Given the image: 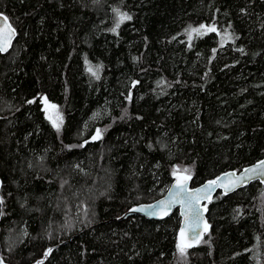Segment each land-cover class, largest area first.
Masks as SVG:
<instances>
[{
	"label": "trees",
	"instance_id": "trees-1",
	"mask_svg": "<svg viewBox=\"0 0 264 264\" xmlns=\"http://www.w3.org/2000/svg\"><path fill=\"white\" fill-rule=\"evenodd\" d=\"M0 12L16 30L0 54L5 264H264L257 181L217 192L184 254L177 210L121 218L175 171L194 186L264 156V0H0ZM202 24L216 31H191ZM40 96L60 107L59 130Z\"/></svg>",
	"mask_w": 264,
	"mask_h": 264
},
{
	"label": "water",
	"instance_id": "water-1",
	"mask_svg": "<svg viewBox=\"0 0 264 264\" xmlns=\"http://www.w3.org/2000/svg\"><path fill=\"white\" fill-rule=\"evenodd\" d=\"M0 14H3V16H6L3 12H0ZM4 20L3 17L0 16V27H3L4 25ZM9 22V20L7 21ZM12 26V25H11ZM13 29H15L12 26ZM16 36V30L14 34L12 35L11 38V43L9 47L7 48L6 51L0 52L1 54H5L11 47L13 40L15 39ZM260 161H264V156L248 165L243 166L241 169L235 170V169H229L226 171H223L216 176L212 178L205 179L203 182H201L198 185H191V178L187 181V191H180L176 187L177 183V175L183 177L185 175H188L191 177L190 174L185 173L183 171H175L172 174V179L169 185L167 186V190L162 192L158 197L155 199L149 201V202H141V203H136L132 206H130L122 215L121 218H126L128 216H141L144 217L145 219L149 220H163L170 216V214L174 211H178L179 215V226L177 228V239L179 240L180 237V230L181 228H185L186 230V238L189 243H192V247L195 246L197 243L192 240L193 235L199 233L200 234V240L203 238L205 234H207L210 230V222L207 217V211L208 207L207 204L210 203L215 196L217 192H222L224 194H229L233 193L236 190L242 189L247 187L249 184L252 182H259L264 185V172L258 171L257 173H245L246 169H251L259 164ZM175 173V174H174ZM226 173H232L233 175L231 177L226 176ZM246 175L250 178L246 179L244 182H239L237 180L238 177ZM220 178L217 181L216 185H213L208 191L206 192L205 189L208 188V182L212 180H217V178ZM229 180L237 181V186L232 187L229 184ZM1 184V181H0ZM221 185H228L227 189ZM200 189L201 191L199 193H196L195 190ZM195 196L199 197V203H196ZM207 197V198H206ZM160 201H172L168 207H167V215H163L162 212L160 211V208L158 206V202ZM183 201V203H181ZM189 204H191L194 208L199 209L201 213V219L199 222V227L194 226L192 222V212L189 211ZM152 205L154 206L153 209H148L147 206ZM145 208V211H130L131 209H140V208ZM206 209V210H205ZM152 211H155L156 214H150ZM0 217H1V204H0ZM205 224L207 225V231H204ZM191 248V247H188ZM186 248V249H188ZM0 262L2 264H5L0 257Z\"/></svg>",
	"mask_w": 264,
	"mask_h": 264
},
{
	"label": "snow or ice",
	"instance_id": "snow-or-ice-1",
	"mask_svg": "<svg viewBox=\"0 0 264 264\" xmlns=\"http://www.w3.org/2000/svg\"><path fill=\"white\" fill-rule=\"evenodd\" d=\"M115 11L118 12V10H115ZM0 16L3 17V20L5 22L3 27H0V52H2V51H6L7 48L9 47V45L11 43V38H12V35L14 34V32H15V29H13L12 26L9 23H7V21H8V17L7 16H3V14H0ZM130 19H131V16L127 15L126 13L125 14H119V21L117 22L116 27L111 29V31H115L116 28H119L121 23H123L125 20H130ZM191 31L197 33V35H204L207 32H215L216 28L212 27V26L206 27L205 25L202 24V25H200L199 28H193V29H191ZM229 38H231V37H229ZM89 71L91 72L92 69L89 68ZM95 74L96 73L93 72V75H95ZM33 102L34 101H28V103H33ZM43 102L45 104V110L46 111L48 109L55 110L57 108L56 105L48 103L47 97L43 98ZM48 119L51 120L52 123H53V126L56 127L57 130H59V128H60V126L62 124V119H63L62 116H60L59 113L56 112L55 113V117L53 116V114H49L48 115ZM100 136H101L100 130H97L96 135L93 136L92 139L93 140L99 139ZM185 171L187 172L188 170L185 169ZM258 171L264 172V161H260L257 166H255V167H253L251 169H246L245 173H257ZM225 175L231 177L233 174L232 173H226ZM190 178L191 177L188 176V175H185L183 177L177 175L176 187L180 191H187L186 185H187V181ZM248 178H250V177H248L246 175H242V176L238 177L237 180L239 182H244ZM219 179L220 178L218 177L217 180L209 181L208 182V188H206L205 191L207 192L208 189H210L213 185H216L217 181ZM229 184L232 187H235V186H237V181L229 180ZM221 186L225 187L226 189L228 187V185H221ZM200 191H201L200 189L195 190L196 193H199ZM194 198L196 200V203L198 204L199 203V197L195 196ZM171 202L172 201H160V202H158V206H159L160 211L162 212L163 215H167L168 214L167 213V207H168V205ZM2 203H3V201L0 200V204H2ZM181 203H183V201H181ZM153 207L154 206H152V205L147 206L148 209H153ZM130 211H145V208L142 207L140 209H131ZM189 211L192 212V214H193L192 215V222H193L194 226L199 227V222H200V219H201V213H200L199 209L194 208L191 204H189ZM150 214L154 215V214H156V212L152 211ZM204 231H207V225L206 224H205V227H204ZM199 237H200V234L197 233V234L193 235L192 240L194 242H196V243H199L200 242V238ZM179 240H180V242L177 244V248H178V250L180 251L181 254H184L186 248L192 247V243H189L187 241L185 228H181ZM51 251H52V249H48L47 252L45 253V255L47 256ZM0 264H2V262H0ZM38 264H42V262H38Z\"/></svg>",
	"mask_w": 264,
	"mask_h": 264
},
{
	"label": "rangeland",
	"instance_id": "rangeland-1",
	"mask_svg": "<svg viewBox=\"0 0 264 264\" xmlns=\"http://www.w3.org/2000/svg\"><path fill=\"white\" fill-rule=\"evenodd\" d=\"M43 98H44V96H40V103H41V105H42V109H43V111H44V114H45V116L48 118V115L49 114H53V116L55 117V113L56 112H58L59 113V115L60 116H62V112H61V110H60V107L57 105V104H55V103H53V102H51V101H48V103L49 104H54V105H56L57 106V108L55 109V110H52V109H48L47 111L45 110V104H44V102H43ZM94 116H98L96 113L94 114ZM62 118H63V116H62ZM91 119H92V117H91ZM49 120V119H48ZM63 120V119H62ZM93 120V119H92ZM50 122H51V124L53 125V123H52V121L51 120H49ZM61 127V126H60ZM56 128V127H55ZM57 129V128H56ZM60 129V128H59ZM96 133L97 132H95L93 135H92V137L93 136H95L96 135ZM167 188V187H166ZM165 188V190L164 191H166L167 189ZM163 191V192H164Z\"/></svg>",
	"mask_w": 264,
	"mask_h": 264
},
{
	"label": "clouds",
	"instance_id": "clouds-1",
	"mask_svg": "<svg viewBox=\"0 0 264 264\" xmlns=\"http://www.w3.org/2000/svg\"><path fill=\"white\" fill-rule=\"evenodd\" d=\"M1 54V53H0Z\"/></svg>",
	"mask_w": 264,
	"mask_h": 264
}]
</instances>
